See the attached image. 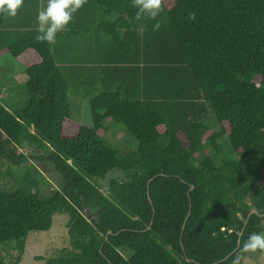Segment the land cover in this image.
Segmentation results:
<instances>
[{"label":"trees","instance_id":"trees-1","mask_svg":"<svg viewBox=\"0 0 264 264\" xmlns=\"http://www.w3.org/2000/svg\"><path fill=\"white\" fill-rule=\"evenodd\" d=\"M126 4L127 18L95 22L109 44L90 87L91 126L71 118L67 90L77 86L52 45L35 41L37 22L0 14V56L32 53L25 104L12 112L0 99V243L16 242L10 264L56 212L68 215V246L43 264H232L249 234L264 233V215L244 225L251 208L264 213V0H165L155 31ZM108 120L125 125L136 149L110 146ZM24 147L45 153H17ZM31 158L52 166L56 187ZM114 169L123 177L101 191L97 179Z\"/></svg>","mask_w":264,"mask_h":264},{"label":"crops","instance_id":"crops-1","mask_svg":"<svg viewBox=\"0 0 264 264\" xmlns=\"http://www.w3.org/2000/svg\"><path fill=\"white\" fill-rule=\"evenodd\" d=\"M131 0H87V3L74 14L72 22L67 29L57 34L56 43L52 44V52L56 57V63L59 65L60 71L66 74L70 84H73L76 89L80 90L88 99L94 93H91L90 87L96 86L99 78L95 75L97 68L103 59L107 58V53H103V48L106 49L109 44L106 34L101 35L99 29L96 28L95 22L102 19H120L127 18L129 12L125 10L127 4ZM46 5V0H24L23 6L18 9L15 17H6L11 20V23L29 24L37 22V12L41 6ZM104 12H102V10ZM128 13V14H127ZM30 51H26L13 62L25 66L31 58ZM7 56L6 54L0 57ZM13 58V57H12ZM89 67V68H84ZM94 67V68H91ZM0 73V81L4 82V86L0 92V99L7 98L11 109V105L18 104V98L21 105L24 95L19 91V85H23L26 80L20 78V72ZM64 74V75H65ZM94 89V88H93ZM13 112V109H11Z\"/></svg>","mask_w":264,"mask_h":264},{"label":"rangeland","instance_id":"rangeland-1","mask_svg":"<svg viewBox=\"0 0 264 264\" xmlns=\"http://www.w3.org/2000/svg\"><path fill=\"white\" fill-rule=\"evenodd\" d=\"M6 55L7 56L0 57V73H5L10 76L8 73L17 71V73H15L16 75L19 73L21 67L23 71L19 74L20 78H22V80H26L27 76L24 67L18 63L15 64V62H13L14 58H12L11 55ZM23 90L25 91V94H27L26 87L19 85V91L22 92ZM67 96L70 104L71 118L80 124L91 126L92 120L90 105L84 93H82L80 90H75L73 87H70L67 90ZM17 100L19 104L21 99L18 98ZM25 102L26 99L20 103L21 105H19V107L23 106ZM18 104L11 105V109H18ZM106 124L109 125V131L105 135V139L110 144V146L117 148L121 153H126L130 150L136 149L137 140L127 131L125 125L122 122L108 120ZM19 152L24 153L26 156H36L41 153H45L43 150L37 149L35 151L34 149H29L27 147L18 148L17 153ZM31 161L35 163L41 170V175L48 180V185H50L51 188L58 185L59 177L48 162L40 161L34 158H31ZM111 177L121 178L123 177V174L121 171L114 169L111 170L105 178L97 179V183L99 184L101 191H107V183ZM1 181L5 185L12 184V179L10 178H8L7 181L2 178ZM87 211L89 213L93 212V210L89 208H87ZM67 219V214L56 212L52 217V224L48 230L30 231L25 239L24 252L17 264H43L45 259L55 256L59 249L68 246V235L65 225ZM15 246V241L0 243V256L3 257L8 264L12 262L14 259L13 257H15L17 254V249ZM130 254L131 251L129 250L124 252V255L127 257ZM244 264H264V251L258 250L255 253H247Z\"/></svg>","mask_w":264,"mask_h":264},{"label":"clouds","instance_id":"clouds-1","mask_svg":"<svg viewBox=\"0 0 264 264\" xmlns=\"http://www.w3.org/2000/svg\"><path fill=\"white\" fill-rule=\"evenodd\" d=\"M87 0H46V5L41 6L37 12V35L34 37L38 43L49 45L56 43L57 34L65 31ZM165 0H131V6L136 10L135 20L140 22L145 19L155 21L153 30H159L161 21L158 19L163 11ZM24 0H0V14L15 17ZM188 18L195 20V13H189ZM143 24L136 28L141 34ZM264 251V233H251L242 242L240 251L232 258V264H242L245 261L243 253Z\"/></svg>","mask_w":264,"mask_h":264},{"label":"water","instance_id":"water-1","mask_svg":"<svg viewBox=\"0 0 264 264\" xmlns=\"http://www.w3.org/2000/svg\"><path fill=\"white\" fill-rule=\"evenodd\" d=\"M192 188H193V185H191L189 189L191 190ZM147 193H148V192H147ZM188 214H189V213H188ZM188 214L186 215V217H185V219H184V221H183L182 228H184V224H185V221H186V219H187V217H188ZM251 214H257V215H259V216H263V215H264V213H258V211H257L255 208H251V209L249 210L247 216H246V219H245V221H244V225L246 224V222H247V220H248V218H249V216H250ZM110 233H111V231L108 230L107 234H110ZM241 233H242V230L239 232L238 239H237V244H236V247L233 249V251L236 250V248L239 246ZM104 238L106 239V238H107V235H106ZM233 251H232V252H233ZM228 256H229V255H227L226 257H224L222 260L226 259Z\"/></svg>","mask_w":264,"mask_h":264}]
</instances>
